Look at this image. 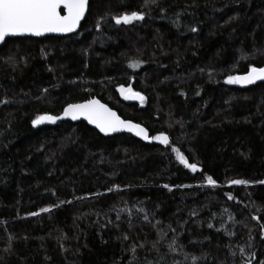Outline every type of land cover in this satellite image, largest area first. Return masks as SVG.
Masks as SVG:
<instances>
[{"label":"trees","instance_id":"obj_1","mask_svg":"<svg viewBox=\"0 0 264 264\" xmlns=\"http://www.w3.org/2000/svg\"><path fill=\"white\" fill-rule=\"evenodd\" d=\"M252 67L264 0H89L74 35L7 40L0 264H264V83L226 82ZM92 99L169 144L33 125Z\"/></svg>","mask_w":264,"mask_h":264},{"label":"snow or ice","instance_id":"obj_2","mask_svg":"<svg viewBox=\"0 0 264 264\" xmlns=\"http://www.w3.org/2000/svg\"><path fill=\"white\" fill-rule=\"evenodd\" d=\"M88 0H0V43L4 42L9 36H42L46 33H70L76 30L80 21L84 18L87 11ZM61 9L66 10V15L61 14ZM144 16L136 12L130 15H122L115 18L117 25H129L136 21H142ZM196 31V29H192ZM138 62L132 63L129 67L135 69ZM264 81V68L252 67L248 75L244 77H229L226 81L232 83H247L252 84L256 81ZM120 91L123 93L124 89ZM131 97H138L143 103L144 97L139 93H133L128 89ZM125 96V99H129ZM7 102V101H5ZM64 116L70 117L72 120H78L81 117L86 119L89 123L95 124L101 132L108 134L110 132H117L121 130L133 131L137 135H142L147 139V132L139 125H133L121 120L116 113L105 107L98 100H89L83 104H71L64 110ZM63 117L40 116L33 121L34 126H38L44 122L55 123L57 119ZM157 139L162 144L168 143V137L161 135ZM182 163L183 156H180ZM192 171H197L195 164L187 165ZM210 185H215L212 177H207ZM234 184H244L245 181L236 180ZM167 187V186H166ZM231 198V197H230ZM43 211H49L44 209ZM209 227H212L210 224ZM264 227V225H262Z\"/></svg>","mask_w":264,"mask_h":264},{"label":"water","instance_id":"obj_3","mask_svg":"<svg viewBox=\"0 0 264 264\" xmlns=\"http://www.w3.org/2000/svg\"><path fill=\"white\" fill-rule=\"evenodd\" d=\"M60 11H61V14H62V15H66V10L61 9ZM88 11H89V0H88L87 11H86V13H85L84 18L80 21L78 27H77L76 30L73 31V32H70V33H46V34H44V35H42V36H31V35L9 36V37H6V39H5L4 42L0 43V47H2V46L6 43L7 40H11V39H19V38H34V39H40V40H41V39H45V38H47V37H57V38H59V37H67V36L74 35V34L78 33V31L80 30L81 25H82V23L84 22V20H85L87 14H88ZM249 72H250V71H249ZM249 72L246 73V74H244V75L237 76V77H244V76L248 75ZM262 83H264V81H260V80H258V81H256L255 83H252V84H247V83L240 82V83H235V85H236L238 88H241V89H247V88H250V87L257 86V85L262 84ZM126 96H129V97H130L129 99H126V100L129 101V102L142 103V102L139 100L138 97H131V93H130V92H129ZM92 100H98V101H99L101 104H103L105 107L109 108L112 112L116 113V115H117L121 120L125 121L126 123H130V124H133V125H139V124H136V123H134V122H132V121L124 120L122 117H120V115L118 114L117 111L111 109L108 105H106L105 103H103V102L100 101L99 99H92ZM87 102H88V101H87ZM87 102H83V103H87ZM83 103H78V104H83ZM67 107H68V106H67ZM67 107H66V108H67ZM66 108H65V109H66ZM62 117H63V118H62L63 120H65V121H70V122L75 123V124L80 123V122H82V121H87V120L84 119L83 117H81V118L78 119V120H72L70 117H65V116H64V112H63ZM55 122H56V121H55ZM87 122H88V121H87ZM88 123H89V122H88ZM53 124H54V123H52V122H47V121H46V122H44V123L39 124L38 126H50V125H53ZM89 125H90L93 129L99 131L101 134H103V135H105V136H111V137H112V136H119V135H122V134H132V135H134L137 139H139V140H141V141L148 142V143H150V144H152V143H160V144L163 145V146H167V145L169 144V139H168V143L165 145V144H162L157 138H152V137H150L149 132H148L143 126H141V125H139V127L145 129V131L147 132V139L143 138L142 135H137L136 132H135V130H133V131H128V130L124 129V130H121V131L110 132V133H108V134H105V133L101 132L100 129L97 128V127L95 126V124H91V123H89Z\"/></svg>","mask_w":264,"mask_h":264},{"label":"rangeland","instance_id":"obj_4","mask_svg":"<svg viewBox=\"0 0 264 264\" xmlns=\"http://www.w3.org/2000/svg\"><path fill=\"white\" fill-rule=\"evenodd\" d=\"M232 84H235V83H232ZM129 93V91H128V89H124V92L122 93L121 92V96H122V98H125V96L127 95ZM180 156H182L181 154H179V153H177V158H178V160L181 162V160H180ZM184 161L186 162V163H182L183 165H185L186 166V164L187 165H189L188 163H187V161L184 159ZM188 167V166H187ZM188 168H190V167H188ZM191 169V168H190ZM192 170V169H191ZM198 170V169H197Z\"/></svg>","mask_w":264,"mask_h":264}]
</instances>
